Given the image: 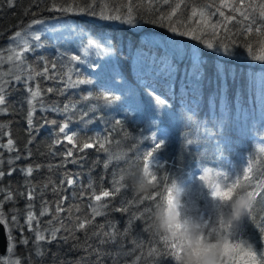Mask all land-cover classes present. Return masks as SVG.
I'll return each mask as SVG.
<instances>
[{
  "label": "trees",
  "instance_id": "16d2710c",
  "mask_svg": "<svg viewBox=\"0 0 264 264\" xmlns=\"http://www.w3.org/2000/svg\"><path fill=\"white\" fill-rule=\"evenodd\" d=\"M69 2L87 6L85 0H63V3L56 0L62 6ZM127 2L97 0L93 10L99 13L101 5L107 3L111 11L121 7V14H125L122 5ZM52 3L53 0H15L14 7H9L7 0H0V50L5 48L14 33L38 20L61 25L67 23L74 29L67 35H78L81 41L75 40L78 44L97 40L101 48L103 45L108 48V53L97 55L93 51L88 60L73 63L78 73L73 79H90L91 84L64 88L59 79L36 77L28 80L30 74L42 71L45 66L49 68L50 76L66 79L68 56L63 54L62 44L43 37L33 42L25 53L21 79L6 83V103L1 105L5 111L0 113V138L2 143L5 138L12 139L13 146L10 151L1 153L0 171L4 175L0 177V203L6 223L11 225L15 237V256L21 264H134L135 256L140 255L136 264H154L148 256L150 248L167 250L155 230L144 231L151 223V213H146L143 220L133 221L134 227L128 234L125 229L132 216L139 215L149 204L153 208L162 198L155 203L145 201L143 205L139 204L136 198L144 194L137 195L131 182L125 179L122 181L125 187L119 194L105 197L101 202L94 200L93 192L98 195L102 190H112L114 179L120 174L142 167L143 155L153 150L150 137L157 133L164 135L165 143L154 152L155 160L164 165L156 171L159 178L167 177V180L163 185L157 184L159 191L154 189L150 193L153 196L166 195V187L176 180L185 190V214L199 216L205 212L208 220L215 224L221 206L211 199L210 189L199 179L202 169L213 170L206 181H217L216 173L223 172L229 175L231 183V178L236 175L242 180L244 169L251 165V175L255 179L251 184L244 182L236 192L258 190L255 187L257 181L264 180V176L259 175L264 171V153L259 152V147H264V89L259 86V82L264 81V61L254 60L245 45L251 43L253 51L258 53L260 38L254 30L251 34H243L234 22L229 25V33L223 29L219 31L221 40L230 34L236 45H230L229 52L223 48L210 49L200 40L148 23L160 12L167 14L170 11L168 5L160 7V0H154V6L160 7V12L152 13L147 11V0H133L135 24L104 20L88 13L50 10ZM204 3L218 4L219 0H185L174 20L187 21L192 7ZM224 11L227 14L228 10ZM198 18H193L188 27H194ZM217 18L213 17V20ZM73 51L81 57L86 56L80 50ZM93 57L95 62L90 60ZM98 63L96 68L91 67ZM53 64L56 65L54 72ZM138 64L140 67L136 68ZM114 81L121 85L120 92L112 83ZM37 84L41 96L33 101L34 127L29 131L27 100L31 98L28 88L35 90ZM49 87L54 89L52 93L46 91ZM115 90V94L121 97L118 101L106 104L102 99H96L105 91ZM133 90V96L125 94ZM152 93L167 100V106H157ZM89 95L92 99H83ZM146 98L150 103L143 102ZM64 105H74V108L65 113ZM54 107L61 111H52ZM85 111L88 115L82 120ZM53 120L55 124L51 123ZM117 120L121 121L120 125L115 124ZM64 123H68L78 143L108 138L111 153L114 156L127 153L130 162L113 161L105 169L106 155L95 147L83 153L73 150V156L67 157L66 152L72 146L63 142L59 134V127ZM56 139L62 143L56 144ZM74 159L76 162H72ZM28 167L33 168L31 176L27 175ZM192 173L195 174L188 182ZM67 178L73 179L74 183L68 185ZM219 182L223 185V181ZM89 184L93 187L89 188ZM33 189V199L29 201L28 193ZM103 202H107V207L101 209L105 214L96 216L93 224L78 230L76 225L80 221L91 219L92 206ZM57 205L65 211L57 214ZM45 207L48 211L41 216ZM120 207H129V212L115 211ZM261 208L264 204L258 198L253 215L259 213L264 217ZM29 211L36 216L31 227L26 222ZM56 216L58 219H54ZM259 223V220L253 223L245 217L230 229V242L240 244L241 255L247 251L248 244L258 254L264 251V233L256 226ZM100 225L104 227L101 229ZM109 225L115 226V242L103 235L104 232H113ZM55 228L60 231L53 240L51 230ZM37 231L45 236L43 241L37 239ZM95 232L100 235H93ZM25 239L27 244L22 243ZM101 240L105 242L101 243ZM137 245L140 248L129 255ZM229 256L225 258L227 264H235ZM163 264L174 262L165 257ZM239 264H245L244 259H240Z\"/></svg>",
  "mask_w": 264,
  "mask_h": 264
},
{
  "label": "snow or ice",
  "instance_id": "6c2138e0",
  "mask_svg": "<svg viewBox=\"0 0 264 264\" xmlns=\"http://www.w3.org/2000/svg\"><path fill=\"white\" fill-rule=\"evenodd\" d=\"M87 6L82 7L79 5V3H73L69 2L66 4H58L56 3V0H53L52 8L50 10H56V11H63V12H76V13H88L91 16H97L104 20H115V21H121L122 23L127 24H135L136 23V13L134 10V4L133 0H128V2L124 5H122L123 8L126 9L125 14H121V7H115L114 12L111 11L109 8V5L107 3H103L101 5V10L99 13L94 11L93 9L97 5V0H91V3H87V0H85ZM15 0H7V4L9 7H14ZM63 3V0H62ZM185 4V0H160V7L163 5H168L170 7V11L167 12V14H164L163 12H160V7L154 6V0H147V11L149 13H152L153 11L160 12L159 16L155 19H150L148 23L152 24H159L161 27H167L169 31L178 33L180 35L190 36L192 39L200 40L202 41L208 48L216 47L217 49L223 48L225 52L230 51V45L235 46L236 41L231 38V35H226L224 40L220 39V29H223V31L227 34L229 33V25L237 26L240 31L243 34H251L253 30L257 34V36L260 38L259 43V49L258 53L253 51V47L251 43L246 44L247 51L249 55L252 56L254 60L257 61H264V0H259V2H256V0H239L237 3V0H219L218 4L214 3H204L200 5L199 7L193 6L191 9V15L187 18V21H184L180 18H177L174 20V17H177L178 12L181 10L182 5ZM214 9V11H212ZM224 9H227L228 12L224 11ZM199 17L195 20V26L189 28L188 25L193 22V18ZM213 17H218L217 19L213 20ZM33 23H40V21H34ZM255 26V28H254ZM185 30H181V29ZM21 33L18 31L15 33V37H20ZM209 37V38H205ZM36 41L40 40V36L36 35L34 37ZM225 40L228 42L226 43ZM94 49L95 53L97 55H106L108 53V49L101 48L99 44L95 43L93 40H88L87 47L83 49L84 55H88L90 50ZM30 48L25 45L22 51L15 52L14 56H9V61L15 60L20 61L21 64L24 62V53L28 52ZM68 61V71L65 73L66 79H63L61 77H57L55 75H49V68L45 66L42 71H36L33 74H30L28 76V80H33L36 77H43L44 79H51V80H60L61 83H63L64 88H75L79 85L84 84H91L92 81L90 79H73L74 76H78V73L76 72L75 68L72 66L74 62H81V56L80 55H72L67 58ZM198 67V64L196 65ZM56 69V65H52L53 72ZM195 70V69H194ZM16 80H20V76L15 77ZM48 93H52L54 89L52 87L47 88L46 90ZM28 92L30 93L31 99L27 100V104L29 105V111L27 114V125L29 127V131L34 127L33 124V114L35 112V106L33 104V101L36 100L37 97L41 96V90L39 88V85L37 84L35 87V90H33L31 87L28 88ZM155 104L157 106H167V100L161 98V96L156 95L155 93H152ZM84 100L92 99L91 95L85 96L83 98ZM97 100L102 99L106 104H111L115 101H118L121 99L119 95H116L112 91H105L103 92L99 97H96ZM5 95H4V88L0 86V105H5ZM43 109V105H41ZM74 108V105H64L63 106V112L67 113L71 109ZM52 111H61L59 108H52ZM94 110V109H93ZM5 111V109L0 108V112ZM88 115V112L85 111L82 114L81 119L83 120V117H86ZM52 124H55L56 121H51ZM116 125H120L121 121L117 120L115 122ZM2 127V126H0ZM66 129H68V123H64L62 126L59 127V134H63V137L65 140H67L68 144L72 147L69 148L66 152L67 157L73 156V150L79 151L80 153H83L86 149L91 148H97L98 150H102L105 155L106 159L103 162V167L107 169L110 164L113 163V161H116L119 163L120 161H126L130 162L127 156V153L121 154V155H113L110 151V148L108 145L111 144V141L108 138H105L103 140L96 139L94 141L90 142H81L78 143V138L74 137L73 135H68L66 132ZM125 136L128 134L125 133ZM151 141L153 142V150L147 151L145 155H143L142 159V166L145 168L146 171H152L156 175L154 176V179L157 181V184L163 185L164 180H167V177L159 178L158 172L156 169H162L164 165L160 164L158 161L155 160L154 152L158 151L164 146V139L158 138L156 135H152L150 137ZM31 142V141H29ZM56 144L62 143L60 139L55 140ZM189 144L192 143L191 140L188 141ZM9 149L13 146V140L9 139L8 142ZM259 152L264 153V147H259ZM72 162H76L75 159ZM39 167V166H37ZM212 169L204 168L202 169L203 174L200 175L199 179L202 182H205L209 189H217L218 185L221 184L219 181H223V192L213 191V195H219L221 199H226L231 196L233 192H236L238 188H240L244 182H247L248 184H251L253 177L251 174L253 172V168L251 165H249L246 169L243 171V179L241 180L239 175H236L234 179L231 178V183H229L230 177L228 174L223 172H217L216 176L218 177L217 181H213L211 179L206 181V177H210L212 174ZM27 175L31 176L33 172L32 167H28L26 169ZM4 172L0 171V177H3ZM259 175L264 176V171H261ZM124 180L123 175L120 174L118 178L114 179L112 190H102L100 194H95L93 192L94 200L96 202H101L103 198L105 197H111L116 194H119L122 191V188L125 186L122 184V181ZM66 183L68 185H72L74 183L73 179L67 178ZM93 185L89 184V188H92ZM256 189L254 191H247L251 196L257 200L259 198V201L264 204V180H258L256 185ZM156 191H159V189L156 187ZM35 190L33 189L32 192L28 193V200L31 201L33 199V192ZM56 191V189H54ZM166 195L164 193H161L159 196H153L152 194H146L141 197H137L136 200L139 201V204L143 205L145 201H151L152 203H155L157 200L164 199L165 197L171 196V190L170 187H166L165 189ZM11 196H8V199L11 200ZM136 201L134 200L132 203L134 204ZM126 204H129V201H125ZM132 204H129V207H131ZM31 208V205H29ZM107 207V202L103 203H97L92 206V213H91V219H85L83 221H80L76 227L78 230H83L86 228V226L93 224L95 217L104 215L105 213L101 211V209ZM129 207H120L116 208L115 211L127 213L129 212ZM152 206L151 204L144 207L143 212H139V208H137V211L139 212V215H134L130 219L126 229L125 234H128L131 229H133L134 224L133 221H140L143 220L146 213H151ZM48 209L45 207L43 211H41L40 215H44ZM62 211H65L63 207L60 205H57L55 212L58 214ZM79 211V209H77ZM261 211H264V208H261ZM248 218L251 222L255 223L256 220H259L260 223L256 226L260 229L262 233H264V217H261L259 213H256V215H253V208L250 210V213L248 215ZM54 219H58V216L54 217ZM36 220V216L33 212L29 211L27 215V224L29 227H31L32 222ZM4 222L3 214L0 213V223ZM13 222L16 223L15 217L13 218ZM51 223V222H50ZM63 226V224L61 225ZM113 228V232H104L103 235L107 236L111 239L112 242H115L116 239V232H115V226L109 225ZM104 225H100V228L102 229ZM152 228L150 225L144 229L145 232L150 231ZM215 230V229H214ZM221 231H228L226 227L221 224L220 226ZM59 228H55L51 230V238L53 240L56 239V234L59 232ZM229 234V231H228ZM93 235L99 236V232L93 233ZM37 239L43 241L45 239V236L37 231L36 233ZM73 238L75 239V234L72 233ZM160 240L163 242V247L167 250L166 252H162L158 248H150L148 252L149 258H151L154 261V264H163V261H165V257L168 259L173 260L174 257L178 255V246L175 243H170L162 236L159 237ZM9 239H11V233H9ZM67 239V238H65ZM104 240H101V243H104ZM22 243L27 244L28 240H23ZM135 244V241H133ZM140 248L139 245L134 247L131 252H129V255H132ZM13 248L9 251H13ZM230 253H233L234 255L229 256ZM40 253L38 252L37 255ZM225 254L226 256H229L230 259L235 261V264H239L240 259H244L245 264H264V251L257 253L256 250H254L253 246L251 244L247 245V251L243 252V254H240V244L235 245H226L225 246ZM141 259V256H135V261L138 262ZM0 264H21L20 260H6V261H0Z\"/></svg>",
  "mask_w": 264,
  "mask_h": 264
},
{
  "label": "clouds",
  "instance_id": "9594fccd",
  "mask_svg": "<svg viewBox=\"0 0 264 264\" xmlns=\"http://www.w3.org/2000/svg\"><path fill=\"white\" fill-rule=\"evenodd\" d=\"M122 175L131 182L137 195L149 194L157 187L156 174L146 171L143 166L126 170ZM169 187L171 196L155 203L151 210L150 226L178 246L174 264H227L225 246L231 244L228 231L248 217L255 198L244 191L233 192L229 198L221 199L219 195H213V191L223 192L222 184L217 189H210L211 199L221 206L219 218L213 224L202 216L185 214V190L178 181L173 180ZM221 224L228 231H221Z\"/></svg>",
  "mask_w": 264,
  "mask_h": 264
},
{
  "label": "rangeland",
  "instance_id": "374dc122",
  "mask_svg": "<svg viewBox=\"0 0 264 264\" xmlns=\"http://www.w3.org/2000/svg\"><path fill=\"white\" fill-rule=\"evenodd\" d=\"M72 28L67 26V23L61 25V24H57V23H52L49 21H40V23H33L31 22L30 24H28L25 29L20 30L19 32L21 33L20 37H15V33L13 36H11L5 46L4 49L0 50V86H2L5 89L7 88L6 83L9 81H14V82H18V80L15 79L16 76H20L21 77V73L24 71L22 69V64L20 63V61H9L8 57L9 56H14V51L15 52H20L23 50V48L25 47V45H27L30 48V45L35 42L36 40L34 39V37L36 35L40 36V39H42L43 37H50V39L55 42V43H61V47H62V52L64 55L70 57L72 55H79V53H76V51L73 50H80L81 53L84 54L83 49L85 47H87V42L88 40L84 41V44H78L80 43V39H78V35L76 34H72V35H67L70 34V32H72ZM18 32V31H17ZM46 40L48 41V39L46 38ZM77 40V42L75 41ZM95 43L99 44L97 40H94ZM104 48L108 49L107 47H105V45H103ZM95 51L94 49L90 50L89 54L81 57V61H86L88 60L90 57H92L91 55L94 54ZM180 53V50L177 49V54ZM25 55V53H24ZM179 55V54H178ZM95 57H93L92 62H95L94 60ZM98 64H92L91 67L92 68H96V66H98ZM140 65L138 64L136 66V68H139ZM112 71H114L113 68H111ZM113 75H115V73H113ZM107 78H109V76H107ZM142 82V80H140V83ZM116 88L118 89V92H120V90L122 89L121 85L117 82L114 81L112 82ZM259 86L264 89V81H260L259 82ZM117 91L115 90L114 93H116ZM133 91H127L125 94L129 97L133 96ZM31 98V96H30ZM143 102L145 104L150 103L149 99H143ZM1 108V105H0ZM2 113V112H0ZM66 132L68 135H74L72 130L68 127V129H66ZM4 133V132H3ZM6 134H3V137H5ZM62 136V141L65 143H68L67 140L64 139L63 134H61ZM156 136L158 138H164V135L162 133H157ZM2 137L0 138V163L2 161V156L1 153L3 151H10L9 147H8V140L5 138L4 139V143L1 142ZM156 161L159 162V160L157 159ZM199 173V171H197ZM195 172V173H197ZM195 173H192L190 175V178L188 180V182H191L193 176ZM201 175V174H199ZM206 184V183H204ZM207 186V184L205 185V187ZM209 188V187H208ZM0 213L3 214L4 217V222L1 223L4 225L5 227V231H6V235H7V247H6V251L3 255L0 254V261H6V260H18L15 256V237L12 235L10 228L11 225H8L6 223V216L5 214L2 212L1 209V203H0ZM199 216H202L206 219H208L207 215L205 212H201L199 214ZM9 233H11V239H9ZM14 245V249L13 251H9L10 249L13 248Z\"/></svg>",
  "mask_w": 264,
  "mask_h": 264
},
{
  "label": "water",
  "instance_id": "95a60500",
  "mask_svg": "<svg viewBox=\"0 0 264 264\" xmlns=\"http://www.w3.org/2000/svg\"><path fill=\"white\" fill-rule=\"evenodd\" d=\"M5 227L0 223V254H4L7 247V237H5Z\"/></svg>",
  "mask_w": 264,
  "mask_h": 264
},
{
  "label": "bare ground",
  "instance_id": "6f19581e",
  "mask_svg": "<svg viewBox=\"0 0 264 264\" xmlns=\"http://www.w3.org/2000/svg\"><path fill=\"white\" fill-rule=\"evenodd\" d=\"M5 237H7L6 233H5ZM1 255H3V254H1Z\"/></svg>",
  "mask_w": 264,
  "mask_h": 264
}]
</instances>
